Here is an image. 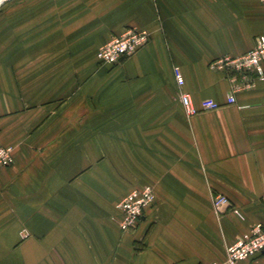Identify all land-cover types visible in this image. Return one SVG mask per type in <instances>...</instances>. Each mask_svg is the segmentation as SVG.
I'll return each mask as SVG.
<instances>
[{
    "label": "crops",
    "instance_id": "obj_1",
    "mask_svg": "<svg viewBox=\"0 0 264 264\" xmlns=\"http://www.w3.org/2000/svg\"><path fill=\"white\" fill-rule=\"evenodd\" d=\"M129 27L150 42L101 64L99 49ZM260 35L259 0L1 7L0 140L15 161L0 170V264H225L227 247L264 223V81L228 104L230 83L210 64ZM147 186L154 206L122 232L117 204ZM218 194L244 218L218 214Z\"/></svg>",
    "mask_w": 264,
    "mask_h": 264
},
{
    "label": "built area",
    "instance_id": "obj_2",
    "mask_svg": "<svg viewBox=\"0 0 264 264\" xmlns=\"http://www.w3.org/2000/svg\"><path fill=\"white\" fill-rule=\"evenodd\" d=\"M16 1L0 0V8ZM259 2L264 5V0H259ZM150 39L149 32L129 27L122 34L114 36L102 46L98 51L97 58L101 64L112 67L119 66L141 51L150 42ZM210 68L227 78L231 88L228 104H235L237 93L254 88L257 81H264V35L257 37L255 46L251 51L240 56L218 58L211 62ZM174 76L178 87L183 88L185 80L178 67L174 68ZM180 99L187 117H192L199 112L193 106L189 93L182 92ZM218 108H220L219 104L207 102L203 105L202 110L208 111ZM14 161L13 148L5 146L0 140V170L10 168ZM155 202V190L152 186L132 190L117 204V209L121 214L119 223L121 231L129 232L136 229ZM261 202L264 206V195ZM213 206L218 214L231 210L239 218H244L241 211L234 208L231 201L224 195H216L213 199ZM226 253L225 264H238L264 254V223L256 224L251 229L248 238L238 240L228 246Z\"/></svg>",
    "mask_w": 264,
    "mask_h": 264
}]
</instances>
